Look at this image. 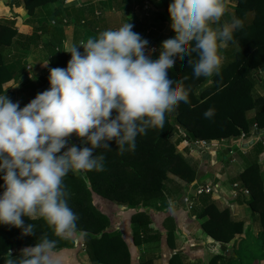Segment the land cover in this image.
Segmentation results:
<instances>
[{
	"label": "clouds",
	"instance_id": "clouds-1",
	"mask_svg": "<svg viewBox=\"0 0 264 264\" xmlns=\"http://www.w3.org/2000/svg\"><path fill=\"white\" fill-rule=\"evenodd\" d=\"M168 11L176 34L161 42L156 59L145 53L148 41L126 22L71 46L66 67L49 69L48 89L25 106L0 95V224L33 235L34 225L22 217L42 219L56 238H72L77 216L63 178L103 171L104 156L94 155L95 149H109L114 140L119 154L134 151L137 135L162 127L173 108L189 103L183 81L170 76L181 54L190 57L195 78L219 74V49L233 40L242 20L233 16L213 27L226 11L225 0H171ZM203 115L211 118L214 109ZM72 134L87 146H68ZM56 246L57 239L42 234L18 257L7 250L4 264H62Z\"/></svg>",
	"mask_w": 264,
	"mask_h": 264
},
{
	"label": "trees",
	"instance_id": "trees-1",
	"mask_svg": "<svg viewBox=\"0 0 264 264\" xmlns=\"http://www.w3.org/2000/svg\"><path fill=\"white\" fill-rule=\"evenodd\" d=\"M51 1L23 0L29 15H33L36 9L48 5ZM230 1L235 2L233 16L241 19L243 26L233 32V40L227 43L228 47L234 46L236 49L230 48L229 51L226 47L219 49L222 58L219 74L208 78L203 76L195 78L189 64L190 57L181 54L170 70V76L176 82L183 81L184 87L189 92V103L181 102L173 108V115L171 111L168 113L166 123L162 127L148 128L144 135H137L134 151L119 154L114 140L108 142L109 149H95L94 155L104 156L103 171L93 170L79 175L69 172L63 178V185L68 193V206L77 216V229L72 238L68 240L56 238L42 219L29 220L27 217H22L25 225L28 223L34 225L33 235H22L20 228L0 224V264H4V260L7 259V250L11 251L13 257H18L23 248L33 246L42 234H46L49 239H57V253L75 248L77 244L75 241L82 237L88 264H131L130 253L122 233L111 224L113 219L118 218L113 212L120 207L134 209L136 206L162 209L167 205L165 191L169 174L188 184L194 180L193 168L187 165L183 157L176 152L175 146L168 140L171 131L175 127L180 128L187 147L191 148L196 140L237 139L242 133H250L253 124L255 127L252 131L264 130V97L253 95V86L258 82L253 72L264 66V0ZM164 2L165 13L170 17L168 6L171 0ZM152 8L148 20L154 16ZM251 12L253 19L248 25L244 19ZM20 22L17 16L0 18V50L13 45V39L18 34L16 27ZM221 25L223 24L218 22L213 27ZM149 30L151 26L148 31L145 30L149 43L156 44L158 38H152ZM175 34L171 27L168 38ZM29 39L36 40L37 32H34ZM78 48L83 52L82 46ZM196 58V54L193 53L192 59ZM49 59L51 68H64L70 59V53L54 51ZM21 62V59H16L6 63L0 51V95L5 93L2 85L6 81L13 77L21 81V77L26 75L23 71L25 66H20ZM48 75L49 72L37 78L43 91L49 87ZM209 108L214 109V115L205 118L203 113ZM248 111L255 112L251 120L247 119ZM81 139L83 138L72 134L68 146L76 142L77 148H80ZM261 145V142H257L255 146L263 149ZM84 146H87L86 143ZM222 156L220 160L223 162ZM249 170H245L240 175L239 182H236L239 187L234 200L243 199L246 204L245 212L255 217L258 223V232L247 231L244 239L248 242V246L238 249L231 242L243 235L245 221L234 219L228 207L219 210L214 202H210L197 216H208V219L201 224V228L208 237L221 245L223 253L212 256L208 264H222V262L223 264H257L264 261V198L262 190H258L251 183L254 174L252 172L248 175ZM233 183L235 182L231 184ZM0 184H3L2 180ZM243 190H247L248 193L244 194ZM206 195L199 197L204 198ZM192 196L193 193L190 197ZM106 202H108L107 207L102 206ZM153 203H158L159 206L156 207L152 205ZM171 220L167 218V222L170 223ZM149 223L150 218L144 210L142 213L136 211L131 216L135 244L140 241L142 243L160 241V234L152 232ZM166 237L170 243L172 233L168 232ZM228 244L233 252L225 254L228 251L226 246ZM139 264H152V259L140 261ZM169 264H184V262L176 256L169 259Z\"/></svg>",
	"mask_w": 264,
	"mask_h": 264
},
{
	"label": "crops",
	"instance_id": "crops-1",
	"mask_svg": "<svg viewBox=\"0 0 264 264\" xmlns=\"http://www.w3.org/2000/svg\"><path fill=\"white\" fill-rule=\"evenodd\" d=\"M164 1L165 0H156L154 2L155 5L152 8L154 16L146 21L144 12L140 7V0H52L48 5L36 9L33 15L27 13L23 0H0V18L17 16L21 20L16 27L18 34L13 39V45L1 48V55L6 63L21 59L22 62L20 66H25L23 71L26 74L23 75L26 76L25 78H23V76L21 77V81L14 77L6 81L2 85V89L5 91L4 95H6L10 101L18 102L19 107L25 106L37 93L42 92V86L37 78L49 72V69H51L49 58L54 51L66 52L71 46L86 42L89 37L94 38L104 30L117 29L126 22L133 26V32L138 33L141 38L148 41V44L145 46V53L149 54L147 49L151 43H149L147 33L145 32V30L148 31V26H151L150 33H152V38H158L156 40L157 45L167 38L171 30L172 21L165 13ZM234 6L235 2L225 0L226 11L220 20L222 24L230 23L233 17ZM252 19L253 13L251 12L245 16L244 21L249 25ZM34 32H37V39H29ZM226 48H228L229 51L230 48L235 47H228L226 45ZM154 54L155 53H150L152 59L158 57L157 55L154 56ZM46 61L47 64L45 65L44 62ZM253 74L258 80L253 86V95L264 97V87L261 88V83L262 86H264V66L260 70L253 72ZM261 92H263V94ZM171 115H173V109L171 110ZM254 115V111H248L247 119H253ZM182 134L183 131L175 127L168 135V140L175 146L176 152L183 157L187 165L193 168L195 172L194 180L191 184H188L179 180L174 175H170L171 178H168V181H166L167 183L165 182L167 186L165 191L167 205H164L162 209H154L149 206L144 207L145 214L150 218L149 228L152 232L160 234V241H147L146 243L140 241L135 244L133 240L131 216L136 211L142 213L143 208L139 206L134 209H127L128 221L122 224L121 228L125 233L124 236L127 238L126 243H130V245H128L130 246L131 258L135 256L133 260H139H134L133 263L135 264H139L141 258L150 253H153L150 254L152 255L151 259L153 264H160L162 260H169L171 256H169L168 259H164L166 255L165 250L176 248L178 247L177 245L182 242L185 244L187 242L195 245L201 244L202 247L207 246L210 242L220 245L203 233L204 231L201 228V224L208 216L198 217L197 214L210 202H214L219 210L223 209L226 205L224 201L227 199V195L224 191L222 192L223 194L215 191L213 194L206 195L204 198L192 196V200L194 201V208L192 211H186L184 207L178 203L177 205H173V207L168 206V202L176 200L175 198H182V196L188 193L192 195L193 187L196 184L219 182L221 185H224L225 191H229L230 184L232 182H239L240 175L243 174L245 170L250 169L248 175L252 172L254 174L251 183L258 190H262L264 198V150L261 151V148L255 149L253 146L243 149L238 144V139H241V142L250 140L252 138L250 133L246 134L245 138H241L240 135L239 138L234 140H221L220 143L218 142L220 146L215 156H210L200 149H194L193 145L191 146L192 149L187 147ZM74 145H76V142ZM225 149H230L229 154L224 155L223 150ZM220 153L223 155L224 160L227 159V156L229 160L219 164ZM215 167H218L219 173L216 171ZM242 200H234V198H232V200L229 201V207L227 206L234 219H242L245 221L243 235L231 242V244H235L238 249L243 248V246L240 245L241 243H248L244 239L246 232L252 231L253 233H257L259 227L255 217L245 212L246 204ZM152 205L156 207L159 206L158 203H153ZM167 218L172 219L170 223L167 222ZM114 225L117 227L116 229H119V223ZM172 229L173 231H169ZM168 232L172 233L170 243L166 241ZM195 235L199 237L197 238ZM175 241L176 244L174 243ZM159 242H164L165 245L163 246L162 244V246L157 247ZM152 243H157L154 249L155 252L151 249ZM226 246L228 251H230L228 253H232L233 249L230 248V244ZM73 249L74 248L66 249L64 250L65 252H61V254L65 255L62 264L89 263L87 256L83 258L82 255V257L78 259V255H72L71 252ZM84 255H86V253ZM195 257L197 256L192 254L193 262L199 264ZM204 262L205 259L203 257L200 260V264H205Z\"/></svg>",
	"mask_w": 264,
	"mask_h": 264
},
{
	"label": "rangeland",
	"instance_id": "rangeland-1",
	"mask_svg": "<svg viewBox=\"0 0 264 264\" xmlns=\"http://www.w3.org/2000/svg\"><path fill=\"white\" fill-rule=\"evenodd\" d=\"M5 3V2H4ZM6 4V3H5ZM9 4V3H8ZM11 7V6H10ZM146 21H148L147 19H145ZM167 38H168V36H167ZM166 38V39H167ZM165 39V40H166ZM153 45V44H152ZM155 45V44H154ZM156 46V45H155ZM158 49L154 52L155 54H154V56L155 55H158L159 54V52L162 50L161 49V43H158ZM156 46V47H157ZM157 52V53H156ZM262 75V74H261ZM261 88H262V83H261ZM42 91H43V89H42ZM262 94H263V92H261ZM255 127V125H253L252 126V129ZM252 129H251V131H250V133L252 132ZM259 131H264V130H259ZM264 134V133H263ZM263 134H256V133H254V134H251V136H252V138L250 139V140H248V141H246V142H241L242 144H244V143H247V142H249V141H251V140H254L256 137H260V136H263ZM81 141V140H80ZM220 143V141H215V140H213V141H207L206 143V146H205V148L204 147H202L200 144H196V145H194V149L196 148V149H200V150H202L203 152H205V153H207V154H209L210 156H215V153H216V151H218V147L220 146L219 145V143ZM257 142H261L262 143V146L264 147V144H263V142L261 141V140H258V141H256L255 143H254V145L252 144L251 146H253V148H255V149H258L259 147L258 146H255L256 144H257ZM242 144L240 145V147L241 148H243V149H247L248 147H243L242 146ZM251 146H249V147H251ZM192 149V148H191ZM226 150V149H225ZM261 151H263L264 150V148L263 149H260ZM221 152H222V150H221ZM229 152H230V149H228L227 150V154H229ZM226 154V155H227ZM225 155V154H224ZM220 157H221V153H220V155H219V164L220 163H222V161L220 160ZM222 159H223V156H222ZM224 160V159H223ZM227 160H229L228 159V156H227V159H225L224 161H223V163L224 162H226ZM215 169H216V171L219 173V169H218V167H215ZM170 175H173V174H169L168 175V178H171V176ZM263 175H264V173H263ZM170 176V177H169ZM196 184V183H195ZM217 184H219L220 186H221V191H218L220 194H223L222 192L224 191V193H226V195H227V199H226V201H224L225 203H226V205H225V207H229V201H231L232 200V196L230 195V193H231V189L229 190V191H225L224 189H225V187H224V185H221L219 182H217ZM194 185V184H193ZM198 185H200V184H196L195 186H198ZM190 188H192V187H190ZM194 190H195V188L193 187V194H194ZM191 195L188 193V194H186L185 196H182V198L181 197H179V198H175L176 200H171V201H169L168 202V206L169 207H173V205L174 204H176V203H178L179 205H182L183 207H184V209L186 210V211H191L193 208H194V206H193V200H192V197H190ZM184 197H190V199H191V202H190V208H187V204L184 202ZM100 204H103V203H100ZM107 205H108V202H106L104 205H102V206H106L107 207ZM177 205V204H176ZM97 206H99V207H101V205H98L97 204ZM98 207V208H99ZM108 207H110V208H112V206H108ZM114 208V207H113ZM112 208V209H113ZM134 208H137V206L136 207H134ZM112 209H111V211H112ZM115 210V209H114ZM143 210H144V208H143ZM142 210V211H143ZM115 215H116V217H118V218H115V219H113L112 221H111V224L112 225H114V224H118V223H120V227H119V231L122 233V238H123V240L126 242V240H127V238L124 236L125 235V233H124V231H123V229L121 228V225L122 224H124L125 222L127 223V221H128V210L127 209H124V207H120L119 209H116L114 212H113ZM125 217H127V218H125ZM207 219H208V217H207ZM206 219V220H207ZM205 220V221H206ZM115 227V226H114ZM117 228V227H116ZM245 229V228H244ZM243 229V230H244ZM204 233V232H203ZM205 234V233H204ZM196 236V235H195ZM197 238L199 237V236H196ZM241 237V236H240ZM178 240V239H177ZM176 240V241H177ZM166 241H167V238H166ZM176 241L174 242L175 244H176ZM242 241V240H241ZM77 243V244H76ZM167 243H169L168 241H167ZM75 244H76V246H75V248L72 250V252H71V254L72 255H74V254H76V255H78V259H80L81 257H82V255H83V258H85V256L86 255H84L85 254V250H84V245H83V242H82V237H79L76 241H75ZM130 243H126V246H127V248H128V250H129V253H130ZM153 244V243H152ZM151 244V249H152V251L156 248L155 246H156V244L157 243H154L153 245ZM162 244H163V246L165 245L164 244V242L163 243H161V242H159V244L157 245V247L158 246H162ZM195 244H191V243H189V242H187L186 244L184 243V242H182L181 244H179V245H177L178 247H176V248H179V249H176L175 247L174 248H172V249H174V250H172V249H170V250H165V258L164 259H168L169 258V256H171V257H176L177 256V258L179 259V258H181V260L184 262V264H196L195 262H193V260H192V254L193 255H196L197 257H195L196 258V260H197V262L200 264V260H201V258H203L204 257V259H205V264H208V262H209V259L212 257V256H214V255H216V254H219V253H223V251L221 250V248H220V245H216V244H214V243H212V242H210V243H208L207 244V246H203L202 247V245L201 244H197V245H195ZM241 246H243V247H247L248 246V243H245V242H243V243H241L240 244ZM146 246V245H145ZM176 249V250H175ZM62 253L63 252H65L64 250H62L61 251ZM61 252H59L58 254H59V256L61 257V261H64V256L65 255H63V254H61ZM84 252V253H83ZM145 252H146V249H145ZM154 252H155V250H154ZM228 252H230V251H227V252H225V254L226 253H228ZM231 252H232V250H231ZM161 253H164V252H161ZM150 254H153V253H150ZM150 254H148L147 256H143L142 258H141V260L140 261H143V260H149V259H151L152 257V255H150ZM71 255V256H72ZM170 257V258H171ZM133 258H135V256L133 257ZM133 258H131V256H130V260H131V264H135V263H133L134 262V260H136V259H134L133 260ZM84 260V259H83ZM136 261H139V260H136ZM222 262V261H221ZM153 264V263H152ZM155 264V263H154ZM160 264H169V260H162V262L160 263ZM222 264H223V262H222ZM257 264H264V261L263 262H260V263H257Z\"/></svg>",
	"mask_w": 264,
	"mask_h": 264
},
{
	"label": "built area",
	"instance_id": "built-area-1",
	"mask_svg": "<svg viewBox=\"0 0 264 264\" xmlns=\"http://www.w3.org/2000/svg\"><path fill=\"white\" fill-rule=\"evenodd\" d=\"M155 0H140V4H141V8L144 12V17L148 19L149 17V14H150V11H151V8H152V2H154ZM150 31V30H149ZM148 52L149 53H154L156 50H157V47L153 44V45H150L148 47ZM246 136L245 133H242L241 135V138H244ZM207 141H204V140H196L193 144L196 145V144H200L202 147L205 148L206 146V143ZM264 144V142H263ZM207 147V146H206ZM238 183H233L231 184V193L230 195L232 196V198H235L236 197V194H237V188H238ZM195 190H194V197H199L201 195H204V194H211L212 192L214 191H221V186L217 183H204V184H200L198 186H194ZM243 193L244 194H247V190H243ZM184 202L187 204V208H190V202H191V199L189 197H184ZM177 204V203H176ZM174 204V205H176Z\"/></svg>",
	"mask_w": 264,
	"mask_h": 264
},
{
	"label": "water",
	"instance_id": "water-1",
	"mask_svg": "<svg viewBox=\"0 0 264 264\" xmlns=\"http://www.w3.org/2000/svg\"><path fill=\"white\" fill-rule=\"evenodd\" d=\"M25 77H26V76H23V78H25ZM255 133L260 135V134H263L264 131L256 130ZM258 140L264 141V135H263V136H260V137H256L254 140H251V141H249V142H247V143H244V144L241 143V139H238V144H239V145L242 144V146L246 148V147L251 146L252 144H254V143H255L256 141H258ZM84 143H85V141H84V139H82V140L80 141V143H79V147H83ZM227 150H228V149L223 150V153H224V154H227Z\"/></svg>",
	"mask_w": 264,
	"mask_h": 264
}]
</instances>
